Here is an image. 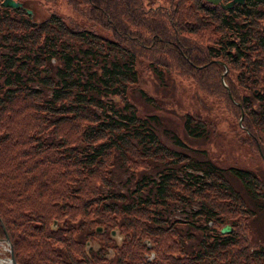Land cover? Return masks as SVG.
<instances>
[{"label": "trees", "instance_id": "16d2710c", "mask_svg": "<svg viewBox=\"0 0 264 264\" xmlns=\"http://www.w3.org/2000/svg\"><path fill=\"white\" fill-rule=\"evenodd\" d=\"M19 1H0V239L16 262L264 264V245L245 234L264 205V177L221 166L130 97L134 89L154 103L139 65L158 78L189 75L264 160V0H64L70 14L42 0L38 19ZM225 64L235 73L224 85ZM180 117L190 137L219 135L194 110ZM113 154L140 172L114 178ZM223 223L233 229L221 232Z\"/></svg>", "mask_w": 264, "mask_h": 264}, {"label": "rangeland", "instance_id": "374dc122", "mask_svg": "<svg viewBox=\"0 0 264 264\" xmlns=\"http://www.w3.org/2000/svg\"><path fill=\"white\" fill-rule=\"evenodd\" d=\"M24 2L27 8L29 7L33 11V16L37 19L47 13L46 6L49 5L48 2H43L42 0H25ZM51 6L56 8L61 13H71V10L64 0H58V2L53 3ZM257 23L260 24L259 19L257 20ZM140 67H142V69L139 70ZM163 71V77L158 78L154 73H152L151 69L146 68L144 64L138 66L137 72L140 75L139 85L143 90L154 97V103L144 101L133 89L130 92V97L133 105L138 109V112L158 113V118L161 120L159 126L167 128V130L168 128L173 129L188 143H193L197 145L196 147L204 149V154L211 160H216L221 166H225L226 164H235L236 166L249 167L252 170H256L264 177V160L259 158L260 156L258 157L256 153H253L250 150L247 152L246 148L236 140L234 137V130L231 129V127H234V119L224 108H220V106L216 103L215 98L205 94L202 89L194 83L191 76L179 74L172 70ZM234 73L235 70L231 66L229 67V65L225 64L222 66L219 78L222 79L221 82L225 85L226 81L223 79L224 74L228 75V77L233 81ZM245 80H247L248 83L250 81L249 79ZM235 83L238 87H241L239 81H236ZM187 109L189 111L194 110L209 119V121H212L214 123V127L218 130L219 135H214L213 137L210 136L209 139L193 138L187 135L180 123V115ZM163 138L167 144L171 143L170 139H167L164 136ZM193 154L196 156L199 155L197 152H193ZM111 161H113V163L112 165H109L108 168L111 171L112 176L116 179L121 180L125 176L131 177L137 174L140 170L139 165H136L133 169L127 166L124 168L121 164L117 163L115 154L112 155ZM141 171L146 172V170ZM115 183L118 182L115 181ZM175 214L179 213L175 211ZM246 226H248V228L245 234L252 239L261 241L264 245V205L256 208V211L251 219L247 220ZM230 227V230H232L233 227L231 225ZM144 237L145 236H142V242H144ZM117 242L119 241L117 240L116 243ZM144 245L146 249L143 250V253L147 258L151 257V255H155L153 248L149 244L144 242ZM5 251L6 250H4V248H0V257L5 255ZM1 264L9 263L3 261Z\"/></svg>", "mask_w": 264, "mask_h": 264}, {"label": "water", "instance_id": "95a60500", "mask_svg": "<svg viewBox=\"0 0 264 264\" xmlns=\"http://www.w3.org/2000/svg\"><path fill=\"white\" fill-rule=\"evenodd\" d=\"M0 1H1V4L5 5V6L8 5L10 7H16L17 5H21V1H19V0H0ZM205 1L206 2L209 1V2L215 3V4H220L222 7L226 8V7H229L230 5H232L233 2H235V3H241L243 0H226L224 2H222V0H205ZM25 12H28L29 13L30 12V8L29 7L28 8H25ZM228 95L230 96L229 93H228ZM240 113H241V111H240ZM239 120H240V116L238 117V120H237L238 123H239ZM219 227H220L219 230L221 232H228L231 229L230 225L227 224V223H223ZM93 230L95 232H101L102 226L100 224H96V225H94ZM108 232H109L110 236H112V237L115 238L116 241L117 240L119 241V239L121 238V233H119L117 231V228H110L108 230ZM143 240H144V242H146L147 244L150 245V243L148 242L147 239H143ZM2 241L4 243H6V247L8 248V254L5 257H0V260L1 261L8 262L9 264H18L15 261V259L13 258V256H12V249L10 248V241H9V238L6 236V234L3 236ZM83 245L85 246V248H87L89 245H91L93 248H95V246L97 244H96V242H90V240L86 239L84 241V244ZM151 254H152V251H151Z\"/></svg>", "mask_w": 264, "mask_h": 264}, {"label": "flooded vegetation", "instance_id": "af4514ba", "mask_svg": "<svg viewBox=\"0 0 264 264\" xmlns=\"http://www.w3.org/2000/svg\"><path fill=\"white\" fill-rule=\"evenodd\" d=\"M259 5H260V4H259ZM259 20H260V24H261V25H264V17L259 18ZM243 84H246V82H245V83L243 82ZM0 245H1L0 248H2V244H1V243H0Z\"/></svg>", "mask_w": 264, "mask_h": 264}, {"label": "bare ground", "instance_id": "6f19581e", "mask_svg": "<svg viewBox=\"0 0 264 264\" xmlns=\"http://www.w3.org/2000/svg\"><path fill=\"white\" fill-rule=\"evenodd\" d=\"M1 261V260H0Z\"/></svg>", "mask_w": 264, "mask_h": 264}]
</instances>
